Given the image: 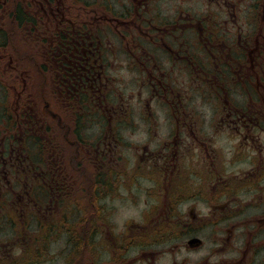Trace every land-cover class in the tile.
<instances>
[{"label": "flooded vegetation", "instance_id": "1", "mask_svg": "<svg viewBox=\"0 0 264 264\" xmlns=\"http://www.w3.org/2000/svg\"><path fill=\"white\" fill-rule=\"evenodd\" d=\"M29 1L77 57L53 69L50 51L33 92L15 59L0 81V222L18 251L41 260L58 234L65 264H264V0H78L73 38L63 0Z\"/></svg>", "mask_w": 264, "mask_h": 264}, {"label": "trees", "instance_id": "2", "mask_svg": "<svg viewBox=\"0 0 264 264\" xmlns=\"http://www.w3.org/2000/svg\"><path fill=\"white\" fill-rule=\"evenodd\" d=\"M87 2V1H85ZM78 0H63V4H60V6L65 7L66 9V21H65V29L67 30L68 38H73L77 36L78 32H80V23L77 20L76 14L72 11L71 8L77 7ZM1 8H4L5 11H3V19L5 25L0 29V46L5 48L6 50L10 51V54H15V30L17 28L20 29L21 32H23L25 35H29L30 38L32 37V40H34L38 45V53L40 54V59L37 60V70L42 72L43 78L46 75V71L48 69V56L50 55L54 58V60H51L53 69L60 68L63 60H60L59 57L62 55H66L67 58H76L77 52L73 48H64L62 49L60 46L59 48H56L57 39H63L62 37L55 38L53 40V43L48 41V39L45 36V31L43 30V27L40 25H34L30 8L31 3L29 0H11L9 1V4L5 2ZM36 35H33V34ZM47 43V45H46ZM53 52V54H52ZM58 52V53H57ZM63 64H67L65 61H63ZM54 83L56 86L62 87L65 84V81L62 78H56L53 75ZM71 82V80H70ZM11 221L7 222V225H10ZM42 231L46 232V229L43 228ZM12 256H9L10 260H3V264H27L34 260H38L41 258L39 255H28V250L22 254V257L20 258L21 261L18 263H14ZM2 262V261H1Z\"/></svg>", "mask_w": 264, "mask_h": 264}, {"label": "rangeland", "instance_id": "3", "mask_svg": "<svg viewBox=\"0 0 264 264\" xmlns=\"http://www.w3.org/2000/svg\"><path fill=\"white\" fill-rule=\"evenodd\" d=\"M9 1H11V0H0V29H2V27L5 25L4 19H3V11H5V9L1 8V6L5 2H7L9 4ZM15 37H16V42H15L16 52H15V54L14 53L10 54V51H8L5 48H3L2 46H0V64L4 63V66H1L2 69L0 67V81H3V76L5 75L4 80H5L6 84L11 85V80H13V79H12V76H10V74H9L10 73L9 70H11V69L8 68L7 62L9 61V59H13V60L15 59L21 65L20 71L25 72L27 75V81H26L27 82L26 83L27 89H30L31 92H33V88L36 89L37 84L39 85V83H41V87H42V85L45 82L44 81L45 79L42 77V75H40L39 72H34L33 69H31L28 65V64H33L32 61L30 60V54L32 53V51H30V49H31L30 36L25 35L23 32L20 31L19 28H17V30H15ZM17 52H19V55L22 58L21 60H19V56L17 55ZM22 55H24V56H22ZM3 58H4V61H3ZM3 68H4V71H3ZM1 72L3 75H1ZM36 79H38L37 83H36ZM251 81H253V80H251ZM136 88L137 87H134V89H133L135 94H136ZM207 88L208 87H205V89H207ZM139 89L140 90L138 92H140V91L141 92L139 95L138 94L135 95L134 102H133L134 104L135 103L136 104H144L146 102V98L148 96L147 91L142 92V88L140 86H139ZM204 90H200L198 88L199 93H203ZM11 93L12 92L10 91V94ZM187 94L189 97L193 96L195 98L194 103H205L203 98H201V97L197 98V97H195V95L191 94V92H187ZM72 162L74 163V161H72ZM83 162H85V160H83L82 164H81L82 170L85 167H87L86 163H83ZM85 171H86V169H85ZM73 173H74V175H76L75 170H73ZM18 180L21 181L20 178ZM5 182H7V181L5 180ZM8 182H10V180H8ZM74 182H75V184L78 183L77 180ZM15 191L16 192L14 193V197L20 194V192H21L20 186H17ZM4 212H5V210H0V216ZM134 213H135V211L133 212V214ZM19 224H20V228L22 229L24 226V223L19 221ZM14 225H15V223H10L11 229ZM7 226H5L4 224H2L0 222V240H3L6 244V251H5L3 259L10 260V258H8L9 257L8 252L15 250V251H13L11 258H13L12 260H14V263H18L21 261L20 258L22 257V254H23L22 250L18 251L19 246L21 245L20 238L22 236H18L16 238H11L13 236V231L11 232V235H10V229H9L10 227L9 226L7 227ZM123 227H124V224L122 222L116 223V231H122ZM57 235H54L52 237L51 244L49 246L50 253L48 254V256L43 257L41 260H36L35 263H31V264H65L64 259H63V254H64V248L67 246V243H66V240L63 239V236L59 237ZM15 240H16V245H15V247L11 248V245L13 244V242ZM18 241H20V243ZM9 247H10V249H7ZM55 253L58 255L55 256V260H54V259H52V257ZM82 258L83 259L79 258V260L76 264H87L88 262L91 261L88 255H84V256H82ZM1 264H3V261L1 262ZM27 264H29V263H27Z\"/></svg>", "mask_w": 264, "mask_h": 264}]
</instances>
